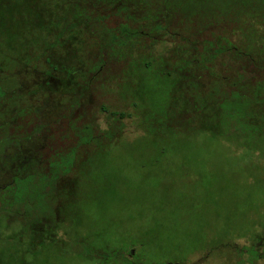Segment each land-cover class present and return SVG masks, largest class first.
I'll return each instance as SVG.
<instances>
[{
  "label": "trees",
  "instance_id": "obj_1",
  "mask_svg": "<svg viewBox=\"0 0 264 264\" xmlns=\"http://www.w3.org/2000/svg\"><path fill=\"white\" fill-rule=\"evenodd\" d=\"M62 14L53 13L65 27L22 49L10 69L0 63V113H7L0 122V226L19 222L32 237L48 234L51 226L33 228L49 216H36L31 195L39 187L45 200L62 176L86 170L122 138L126 114L99 101L119 94L113 86L134 97L144 113L137 129L152 136L246 134L264 123V0H166L164 13H115L123 23L113 28L100 13ZM149 79L169 91L171 113L161 124L139 105ZM95 105L108 128L93 120ZM6 232L0 227V236ZM128 245L119 250L129 257L144 247Z\"/></svg>",
  "mask_w": 264,
  "mask_h": 264
},
{
  "label": "rangeland",
  "instance_id": "obj_2",
  "mask_svg": "<svg viewBox=\"0 0 264 264\" xmlns=\"http://www.w3.org/2000/svg\"><path fill=\"white\" fill-rule=\"evenodd\" d=\"M165 5L166 0H0V63L10 69L22 49L39 45L49 29L65 27L53 13H63V20L64 13L102 14L113 28L123 23L115 13H164ZM155 81L140 86L143 101L138 100L161 124L171 113L169 91ZM119 94L99 101L126 114L122 138L111 140L86 170L62 176L45 200L37 196L42 189H34L33 211L49 218L33 228L44 233L51 226L49 232L32 237L19 222L3 223L9 232L0 236V264H264V123L246 134L152 136L145 126L137 129L144 113L133 107L134 97ZM91 110L93 120L108 128L101 108ZM5 116L0 113V122ZM131 241L144 247H135L130 257L120 253Z\"/></svg>",
  "mask_w": 264,
  "mask_h": 264
}]
</instances>
